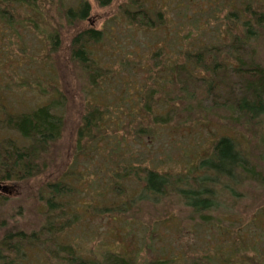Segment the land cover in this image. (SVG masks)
Returning a JSON list of instances; mask_svg holds the SVG:
<instances>
[{
	"label": "rangeland",
	"instance_id": "374dc122",
	"mask_svg": "<svg viewBox=\"0 0 264 264\" xmlns=\"http://www.w3.org/2000/svg\"><path fill=\"white\" fill-rule=\"evenodd\" d=\"M2 1V8L14 15L0 17L4 112L20 114L58 102L64 107L66 129L43 177L25 184L0 183L6 201L0 213V241L17 229L29 234L45 226L43 200L52 196V185L64 183L72 192L59 199L65 212L57 223L72 227L56 237V250L71 246L78 258L95 264L109 254L140 264H264V185L243 180L241 174L234 185L228 175L221 176L223 186L216 182L208 197L215 206L202 213L180 195V188H194L196 168L221 136H232L264 173L259 159L264 152V115L246 125L231 122L224 111L204 113L200 104L207 105L205 91L183 89L172 73L175 64L185 62L184 52L231 46L233 36H243L248 19L240 0H144L152 11L164 13V25L155 31L125 22L122 8L130 0H114L106 8L88 0L92 12L80 29L101 30L105 37L93 48L92 59L106 73L97 86L69 59L76 27L67 25L64 12L80 0H37L40 13L26 8L22 0ZM257 1L264 8V0ZM29 18L32 24L27 25ZM56 29L59 50L52 53L49 34ZM251 43L264 67V32ZM223 61L238 66L227 54ZM187 66L195 76L210 78L201 68ZM152 91L155 105L149 110L147 96ZM97 108L104 111L100 128L93 139L78 141L82 118ZM4 118L0 109V121ZM9 138L20 146L29 144L17 133L0 130L1 140ZM244 155L240 159H246ZM223 168L233 173L235 165L229 162ZM145 170L166 175L167 189L160 177L153 180L160 193L148 192ZM128 171L134 175L123 178ZM191 201L202 204V199ZM40 243H16L15 254L1 250V256L6 264H59L47 251L51 244L43 239Z\"/></svg>",
	"mask_w": 264,
	"mask_h": 264
},
{
	"label": "trees",
	"instance_id": "16d2710c",
	"mask_svg": "<svg viewBox=\"0 0 264 264\" xmlns=\"http://www.w3.org/2000/svg\"><path fill=\"white\" fill-rule=\"evenodd\" d=\"M18 3L20 0H17ZM22 5L26 8L36 10L37 0H22ZM99 7L106 8L112 5L114 0H93ZM242 13L248 21L243 23V36L237 38L233 36L231 46L220 47L211 46L203 50L184 52L185 62L175 64L173 68L174 78L178 84L187 91L202 89L205 91L207 105L200 104L202 112L210 114L213 111H224L229 114L231 122L242 124H252L260 116L264 115V67L257 61L256 50L251 43L258 37L260 32H264V8L257 6V0H240ZM21 3V1H20ZM0 0V17L13 18L11 13ZM92 8L88 0H80L76 8H69L64 12L67 25L76 27L73 30L69 59L80 66L85 72L93 86H97L99 81L104 79L106 73L95 63L93 48L102 43L105 39L103 31H96L93 28L80 29V23L88 21ZM40 13V12H38ZM122 17L125 22L134 28L145 31H155L164 25L165 16L163 12L152 11L147 7L144 0H130L129 5L122 8ZM23 23V21H22ZM26 24H32V19H27ZM79 25V26H78ZM60 33L56 29L49 34V47L52 53L59 50L58 37ZM223 54L234 58L238 66L229 67L223 61ZM193 64L195 68H201L210 74V78H199L187 68V64ZM186 64V66H185ZM1 101V99H0ZM155 105V93L152 91L147 96V106L151 110ZM62 104L38 105L28 112L20 114H10L5 111V107L0 102V109L5 118L0 121V130L17 133L27 140V146H20L13 139H0V183L2 184H25L40 177H43L49 169V159L54 146L61 142L66 129V121ZM104 111L99 108L93 109L82 118L77 130L78 141L93 139L94 131L100 128ZM160 123L167 122V119H160ZM245 153V155H244ZM246 159H240V155ZM248 157V158H247ZM260 162L264 164V152L259 155ZM235 165L233 173L225 172L223 169L228 163ZM202 173V175H199ZM208 173L216 174V178L207 177ZM237 174V175H236ZM242 179L264 185V173L250 160L246 151L238 149V142L232 136H221L213 145L212 152L208 159L201 160L195 170L192 189L180 188V195L185 200L187 206L198 213L212 210L215 206L210 200L209 194L216 188V182L221 176L228 175L236 185ZM134 174L125 172L123 178H128ZM147 191L154 195L160 191L155 190L153 180L163 177L165 180L164 190L167 189L166 175H161L153 170L143 172ZM235 180V181H234ZM237 181V182H236ZM212 183L209 189L208 184ZM223 186V185H222ZM226 187V186H225ZM52 196L44 201L45 211L42 213L46 225L39 231L26 234L22 229H17L14 233L9 232L0 241V264L5 260L1 256V250L5 253L15 254L17 252L16 243L20 247H40L41 240L51 244L47 250L51 259L59 264H95L86 262L77 257L75 250L71 246H61L54 249L56 237L72 227L66 223L58 225V220L64 217L65 206L59 202L61 196L72 192L64 183L51 186ZM69 191V192H68ZM205 197V198H204ZM201 200L199 205L195 201ZM6 204L4 197L0 196V213ZM61 254H64L61 256ZM6 264V263H5ZM99 264H140L133 259L118 254L107 255Z\"/></svg>",
	"mask_w": 264,
	"mask_h": 264
}]
</instances>
